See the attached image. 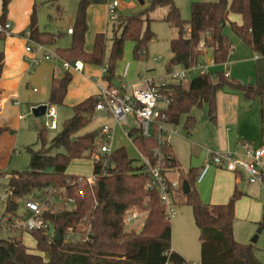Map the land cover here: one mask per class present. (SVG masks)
I'll return each instance as SVG.
<instances>
[{
	"label": "trees",
	"instance_id": "obj_1",
	"mask_svg": "<svg viewBox=\"0 0 264 264\" xmlns=\"http://www.w3.org/2000/svg\"><path fill=\"white\" fill-rule=\"evenodd\" d=\"M11 1L2 0L3 21L8 15ZM90 4V0H80L72 28V43L68 48H57L56 52L63 60L80 59L84 63L104 67L106 73L103 78L110 86H115L113 79L116 76V64L123 58L128 40L135 43L136 57L146 56L147 45L153 38L149 27L150 13L160 7L168 9L164 20L178 31V36L170 41L172 57L167 68L169 72L174 67L196 65L203 56V52L199 50L202 40L208 48H212L217 64L227 63L232 44L224 33V28L229 23L230 13L239 14L243 18V25L234 26V32L257 55L264 56V0L193 1L188 20L182 18L176 0H151L145 10L125 15L121 13L114 20L112 50L108 65L105 66V33H97L92 50H85ZM57 10L59 15L62 14L60 6ZM36 19L34 8L28 26L30 39L49 46L65 34L63 31L41 32ZM4 63L5 54L0 52V80ZM72 78V72H65L62 77L54 78L50 104L64 103ZM225 87L241 91L248 100L260 99L264 124V83L244 84L232 80L225 71L199 74L187 85L181 79L160 87L163 99L168 101V109L163 113L166 123L177 126L185 116L184 129L190 134L197 124L192 111L204 106L208 107L210 120L216 122L217 94ZM99 102L98 95H93L73 106V116L63 123L62 130L49 144L46 143L48 128H40L38 137L42 147L39 150L28 148L31 155L29 168L10 174L11 196L6 201L1 220L5 219L8 230L12 232L17 229L14 224L25 218L24 212L18 213L20 199L48 203L51 197L65 195L74 202L71 209L65 208L58 212L44 210L43 216L54 233L50 228L28 231L35 237L37 250L42 254L33 253L21 236L0 238V264H191L172 250L171 220L166 216L158 188L150 185L151 180L145 172L142 159L129 157L127 149L122 146L114 149L110 158L103 163L100 145L104 136L101 131L82 132L93 119ZM158 133L156 125L152 126L151 134L147 137L138 128L127 130L128 136L143 157L153 164L158 160L165 170L172 171L177 165V159L170 143H159ZM155 149L162 153L160 160L154 154ZM86 153H89L90 158L95 154L100 155L101 160H94L93 175L97 176L96 184L92 188L81 185L82 193L79 194L77 186L81 176L68 174L67 170L74 159L82 158ZM197 177V169H191L182 179L191 188L185 198L193 208L200 232V264H264L256 256L255 244L241 243L235 239L236 202L241 196L239 190L235 189L227 203L207 204L202 201L195 188ZM134 208L146 213L141 234L125 229V214ZM82 223L91 225L88 239H85L86 234L79 228ZM259 224L263 230L264 218ZM58 229L62 231L61 242L55 240ZM69 232L72 236L67 239Z\"/></svg>",
	"mask_w": 264,
	"mask_h": 264
},
{
	"label": "rangeland",
	"instance_id": "obj_2",
	"mask_svg": "<svg viewBox=\"0 0 264 264\" xmlns=\"http://www.w3.org/2000/svg\"><path fill=\"white\" fill-rule=\"evenodd\" d=\"M97 1L103 3V0ZM193 1L217 0H176V5L179 7L183 19L188 20L190 18L191 5ZM150 2L151 0H144V3L142 4L139 0H124L125 4L133 3L134 6L128 7L123 11L120 10L119 14L122 13L123 15H125L145 10L149 7ZM34 3L36 4L37 25L41 32L50 31L53 33H57L58 28L59 30H66L70 27L74 28L80 0H34ZM58 6H60L62 10V14L60 15L58 14L57 10ZM167 11L168 9L166 7H160L150 13L151 21L149 22V27L153 33V38L147 45V54L144 58H138L135 56V43L133 41L128 40L126 42L124 48V56L116 64V76L113 79V83L116 87L122 88V86H124L125 89L131 91L133 88H143L147 82L158 83L161 80H163L164 82L174 81V79H172V77L169 75L170 73L167 68L172 57L170 41L171 39L178 36V31L176 28L172 27L168 22L164 20L167 15ZM113 29V21L109 19V17L108 19H106L105 16H103V12L101 14L97 12L96 15L92 13L91 24L88 29L89 33L87 32L86 34L85 50L90 51L93 48L94 37L96 35V32H98L97 30H101V32L105 33V66L108 65L112 50V39L114 37ZM27 32L29 31L27 30L25 34ZM120 34L121 32L118 33V35ZM23 37L24 35L22 36L18 33L13 34L12 29L10 34H1L0 52L5 53L6 45H8L9 39L11 38H13V42L18 45L20 41L23 42L25 48H27L28 42L26 43L24 40L25 37ZM71 43L72 35L63 34L62 36L58 37L57 41L54 42V44L49 45L48 48L53 51L57 48H68ZM25 52L26 53L22 56V59L27 67V73L25 72L26 83L22 88L19 98H16L15 100L12 99V97L9 98L8 102L5 104L3 114L0 115V128L3 129L2 131H0V171L6 173V176L2 178V188L0 189V238L8 237L9 235H16L18 237L21 236L24 244L33 253L42 254V252L37 250V242L35 237L32 236L28 231L15 229L12 232L8 230L5 219L1 220L6 207V201L3 200L2 196L8 192L9 175L13 171H25L29 168L31 158L30 152L28 150L29 147H32L35 150H39L42 147V142L38 137V130L40 128H43L45 116L43 115L41 117H35L32 112L33 107L30 103L37 98H44V102L49 103L50 98L52 75L50 76V79H48V81H43V68L44 64L54 63V60H46L41 54H39L38 58L40 59V64L38 67H33L32 60L36 55L35 52H27L26 49ZM211 55L212 49L210 48L207 50L206 57L209 58ZM56 68L60 69L61 63L58 62ZM48 70H51L52 72L51 66L50 68H48ZM196 76H198V73L194 71L184 79L185 84L187 85L189 81ZM240 82L243 83L242 81ZM35 89L37 90V92H35ZM252 101L253 100H250L249 104H251ZM55 107L57 109L59 118L58 128L56 130H47V144H49L50 140L62 130L63 123L71 118L74 114L71 106L60 104L55 105ZM205 110L207 111V106H204L200 110H198L197 124H199L200 120L202 119L201 115L203 114V112H206ZM20 116L21 118H19ZM128 120L129 126L125 127L122 126L107 111L97 110L91 122L85 128H83L82 132L85 133L94 130L102 132V129L104 127L111 128V147L119 148L124 146L127 149L129 157L133 159H139V152L134 144L130 141L127 135V131H125L128 129L136 128V126L131 117H129ZM184 121L185 120L182 118L180 124L176 126L181 134L185 132ZM5 127H10L11 129L6 130L4 129ZM172 142L174 144L176 152L178 153L179 159H181L182 157L184 165L186 167L191 157L188 142L184 138H182L181 135H177L172 138ZM88 155L89 153H86V156L74 159L70 163L67 173L88 178L92 177L94 169V159L90 158ZM195 185L201 186L200 197L203 202L209 204V199L211 198L214 190V179L211 173H209V175H207L202 182H199L196 179ZM61 191L65 193L64 190ZM181 202H179L181 203V205L178 206V208L176 207L177 205L175 206V209L177 208L178 210V214L182 212V210L186 212L187 210H189V214L188 217L185 214L181 219H179V215L171 218L173 231L172 239L174 235V243L176 242L190 248L191 251L194 252L192 254L194 255V258L192 257V259H190L189 261L191 264H198L200 263L201 258L199 228L194 219L193 208L189 203H187L185 195L183 196V201ZM41 203L44 204V210H50L52 212H58L65 208L71 209L73 207V202H69L68 197H66L65 195L60 197H51L48 199V203H45L43 201ZM19 204L20 208L18 210V213L22 214L25 210V199H20ZM132 210L138 209L134 208ZM245 210V207H242L239 215L236 213V224H240L241 227L245 226V222H243L242 220L245 217ZM145 215L146 214H141L132 222L124 223L125 229L134 230L138 233L139 230L143 229V227H140L139 224L144 223ZM263 217L264 211L261 212V216H259L258 221H262ZM136 224H138L136 227H132ZM79 228L81 231H85L87 227L86 225H80ZM258 230L259 229L256 228L255 232L251 236V239L258 235V240L255 242V253L257 258L264 263V229L261 232H258ZM51 232L54 233L53 228L51 229Z\"/></svg>",
	"mask_w": 264,
	"mask_h": 264
},
{
	"label": "crops",
	"instance_id": "obj_3",
	"mask_svg": "<svg viewBox=\"0 0 264 264\" xmlns=\"http://www.w3.org/2000/svg\"><path fill=\"white\" fill-rule=\"evenodd\" d=\"M90 1L91 4L88 8L89 26L91 24L92 13L96 15L97 12L100 14L103 12V16L108 19V0H103V3L98 2L97 0ZM141 1L144 3V0ZM133 6V3L125 4L123 1L121 11ZM34 8L36 9L34 0H12L9 6L8 15L3 21L2 0H0V24H5L7 22L11 23L13 34L18 33L22 36L24 35V40L27 43V36L25 32L28 30ZM242 25V16L239 14L230 13L229 23L225 26L224 33L228 36L232 44V50L228 57L227 63L218 64L211 71H227L229 77L232 80H240L245 84L264 83V56L257 55L251 49V47L234 32V26ZM68 29L61 31H63L66 35H71L67 33ZM97 31L98 32H96V34L101 32V30ZM12 39L13 38L9 39V43L6 45V50L4 53L5 63L0 80V115L3 114L5 104L8 102L9 98L12 97L14 100L19 98L22 88L26 83L25 77L27 73V67L22 59V56L26 53V48L23 42L17 41L19 42L18 45L14 43ZM50 60H54V63L44 64L43 81H48L52 75V87L54 78L62 77L65 72L62 69V58ZM58 62L61 63L60 69L56 68ZM50 66L52 68V72L51 70H48ZM72 76L73 78L68 87L67 95L63 103V105L71 106L72 109L73 106L80 103L84 99L93 95H97L99 93V85L105 82V79L103 78L104 67L100 65L84 63L83 70L80 72H72ZM105 83L108 82L106 81ZM35 92H37V90ZM44 100V98H37L31 101L30 104L33 108L42 104H48L45 103ZM249 101L250 100L246 99L241 91L232 89L230 87H225L217 94L216 122L209 120L210 118L207 107V111L205 110L206 112H203L201 115L202 119L200 120L199 124H196L195 128L190 134H188L186 130L181 134L176 126L169 125L170 128L177 131V133L170 138V145L172 147L174 156L177 159V165L172 171H169V177L175 181L179 180L183 184L184 180L182 177L188 174L191 169H197L199 175L208 161L207 155L209 151H230L235 153L237 156L242 157L244 155L242 142L253 141L257 146H264V124L262 120L261 101L260 99H256L253 100L254 103L251 104H249ZM200 109L201 108H195L192 111V114L196 118L198 110ZM182 118L185 120V116ZM7 128L11 129L10 127ZM177 135H181V137L188 142L190 147L191 157L186 167L182 157L179 159L178 153L176 152L172 142V138ZM129 139L132 142L130 137ZM139 159H142L140 152ZM209 173H211L214 179V190L211 198L209 199V204H224L229 202L232 194L237 188L241 193V196L236 202V213L239 215L242 207H245L246 210L244 215L245 217L243 216L244 219H242L243 222H245L244 227H241L238 223L236 224L235 219V239L241 243L255 244L252 242L251 236L255 232L256 228L259 229L258 232L263 231L260 229L259 223L261 221L258 220L259 216H261V212L264 211V183H250L246 173H234L221 169L217 166H211L203 179L199 182L204 181ZM195 186L200 195L201 186ZM181 201H183V198ZM181 203L177 204L176 207L178 208ZM177 208L175 217L179 215V219H181L185 214L188 217L189 210H187V212L182 210V212L178 214ZM141 214L146 213H140V215ZM137 225L138 224L133 225L132 227H136ZM139 226L142 227L143 223L139 224ZM171 245L172 249L180 254L188 262H190L189 260L192 259V257L194 258V255H192L194 252H192L190 248L176 242L174 243V235L173 239L171 238Z\"/></svg>",
	"mask_w": 264,
	"mask_h": 264
},
{
	"label": "built area",
	"instance_id": "obj_4",
	"mask_svg": "<svg viewBox=\"0 0 264 264\" xmlns=\"http://www.w3.org/2000/svg\"><path fill=\"white\" fill-rule=\"evenodd\" d=\"M123 1L124 0H108V17L113 22L119 15ZM11 29L12 24L9 22L0 24V34H10ZM60 31L61 30L59 29L57 30V32ZM67 33L72 34V28H69ZM189 34L190 30L187 31V35ZM26 36L28 42V46L26 48L27 52H35L36 54L32 60L33 67H38L40 64V59L38 58L39 54H41L46 60L61 58L56 50H51L48 48V45L30 39L29 32L26 33ZM208 49L210 48H208L205 45L204 40H202L199 44V50L203 52V56L200 61L194 66H180L176 67L177 69L173 68L169 72V75L175 81L187 78L194 71H196L198 75L211 73V70L218 64L215 62L213 54L209 58L206 57L205 54ZM83 67L84 63L80 59L75 61L62 59V69L64 72H80L83 70ZM105 73L106 69L104 68V74ZM225 74L229 76L227 71H225ZM105 82L99 85V93L97 95L100 102L96 106V110L107 111L122 126L125 127L129 126L128 118L131 117L136 128H138L141 134L146 137L150 136L152 126L156 125L159 132V143L161 145L170 143V138L176 134L177 131L170 128L169 124L165 121L163 113L168 109V101L163 99L160 92V87L166 85L168 82H164L163 80L158 83L147 82L143 88H133L131 91L125 89V87L118 88L116 86H110ZM46 105L47 109L44 115L45 120L43 122V126L51 130H56L58 128V115L56 107L50 103ZM101 133L104 136V140L100 145V152L101 157H104L103 163H105L110 158V155L114 150L111 147L112 131L111 128L104 127ZM242 145L244 148V155L242 157H239L230 151H209L207 155L208 161L198 175L197 180L201 181L211 166H217L221 169L234 173L244 172L247 174L250 183L263 184L264 146H257L253 141L242 142ZM154 154L159 160L162 158V153L159 149H155ZM101 157L100 155L95 154L93 159L100 161ZM142 161L145 163V172L149 174L151 180L150 185H154L158 188L162 204L165 207L166 216L171 220V218L176 215L175 206L184 196L182 183L179 180H172L169 177V171L162 167L160 161L157 160L156 163L153 164L148 158L143 156ZM2 173H0V189L2 188V178L6 176V174ZM96 181V175H92V177L89 178L81 176L79 178L77 192L79 194L82 193L81 185L92 188L96 184ZM10 196L11 190L8 187V192L4 194L2 198L7 201ZM68 201L74 202L72 198H68ZM24 209V220L14 224V227L23 231L51 229L50 223L43 216V203L35 199H25ZM139 215V210L127 211L124 217V223L132 222L138 218ZM82 225H86L87 227L85 231H83L86 234L85 239H88V235L91 233V225H87L85 223H82ZM71 236L72 233L69 232L66 235V238L69 239Z\"/></svg>",
	"mask_w": 264,
	"mask_h": 264
},
{
	"label": "water",
	"instance_id": "obj_5",
	"mask_svg": "<svg viewBox=\"0 0 264 264\" xmlns=\"http://www.w3.org/2000/svg\"><path fill=\"white\" fill-rule=\"evenodd\" d=\"M140 2L143 3V1H141V0H140ZM252 103H254V101H252ZM46 109H47V105L46 104H42V105H39L37 107H34L32 109V112H33V114H34L35 117H41V116L45 115ZM182 186H183V193H184V195H187L190 192V190H191L188 182L187 181H184L183 184H182ZM142 231H143V229L139 230L138 234H141ZM257 239H258V235H256L252 239V242L255 243L257 241ZM55 240L57 242H61L63 240L62 231L60 229H58L57 232H56Z\"/></svg>",
	"mask_w": 264,
	"mask_h": 264
}]
</instances>
